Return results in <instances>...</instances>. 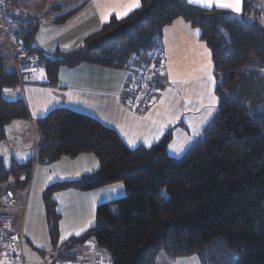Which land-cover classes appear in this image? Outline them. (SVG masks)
I'll list each match as a JSON object with an SVG mask.
<instances>
[{
  "label": "trees",
  "instance_id": "trees-1",
  "mask_svg": "<svg viewBox=\"0 0 264 264\" xmlns=\"http://www.w3.org/2000/svg\"><path fill=\"white\" fill-rule=\"evenodd\" d=\"M177 17L200 30L210 50L217 97L200 136L179 157L166 152L170 132L151 145L129 147L97 119L55 107L35 120L34 157L0 166V181L11 175L23 177L25 184L34 162L48 164L80 153L97 158V171L52 182L43 190L54 242L59 220L54 192L122 183L125 194L98 204L94 224L64 242L51 264L73 260L72 246L86 242L106 252L109 264H155L160 255L169 261L195 255L200 264H264L262 0H243L238 14L186 0H140V7L125 17H112L87 35L83 47L52 57L41 54L46 80L56 82L60 64L122 67L134 52L150 50L162 28ZM26 30L32 37L34 26L27 24ZM18 34L26 38L24 32ZM162 78L160 74L152 82L162 86ZM16 83L0 53V135L11 120L28 117L23 98L2 95Z\"/></svg>",
  "mask_w": 264,
  "mask_h": 264
},
{
  "label": "crops",
  "instance_id": "crops-1",
  "mask_svg": "<svg viewBox=\"0 0 264 264\" xmlns=\"http://www.w3.org/2000/svg\"><path fill=\"white\" fill-rule=\"evenodd\" d=\"M132 2L6 0V15L16 24L14 36L19 37L23 44L27 39L28 49L40 54L41 65L22 75L24 85L21 92L15 90L16 84L2 91L5 99L23 98L28 117L15 118L5 125L0 135L1 167L8 168L12 162L22 163L34 157L37 139L35 120L55 107L73 109L97 119L113 128L129 147L151 145L170 132L166 152L172 157H179L200 136L217 105V100L215 104L213 102V97H216L213 65L210 50L200 39V30L181 17L173 19L162 28L159 39L164 56L161 74L163 85L158 87L154 103L143 111H133L123 103L129 80L128 70L124 66H104L85 61L74 65L60 64L56 82H47L41 54L52 57L58 51L67 52L83 47L87 35L98 30L110 18H117L116 13L130 7ZM191 4L240 13L215 4L211 7L201 3ZM60 15L65 17L61 19ZM27 24L34 26L32 37L26 33ZM19 31L26 34L25 39L18 34ZM4 47L0 45V53L5 57L7 68L14 71L12 59ZM213 108L209 116V109ZM3 145L7 147L5 153ZM175 149L181 151L176 152ZM58 163H62L59 167L63 173H60L61 177L53 178L50 176V167ZM40 165L43 168L38 169ZM98 166V160L93 154L80 153L73 157L62 156L48 164L34 162L25 184L23 177L11 175L0 181L4 185V188H0V194L10 191V183L23 190L21 194L10 192L15 198V206L11 208V228H20L23 233L21 248L24 264L52 263L64 242L94 224L98 204L125 194L120 182L89 190L66 188L54 192L59 220L57 238L55 242L51 240L42 199L43 190L52 182L95 172ZM61 237L65 239L61 240ZM71 251L74 254L73 260H64L62 264H78V261H82V264H109L107 253L92 243L73 245ZM46 257L50 258L49 262ZM0 264H3L1 257ZM155 264H175V260L169 261L160 255Z\"/></svg>",
  "mask_w": 264,
  "mask_h": 264
},
{
  "label": "built area",
  "instance_id": "built-area-1",
  "mask_svg": "<svg viewBox=\"0 0 264 264\" xmlns=\"http://www.w3.org/2000/svg\"><path fill=\"white\" fill-rule=\"evenodd\" d=\"M14 20L6 15V0H0V45L12 59L17 76L15 90L23 89L22 75L40 67V54L25 47L22 40L14 36L16 31ZM164 56L162 42L154 39V45L145 53L141 50L134 52L124 63L128 70V86L125 90L123 103L133 111L140 112L154 103L158 87L152 82L154 77L162 74ZM150 78V80H147ZM15 206V198L10 191L0 194V257L3 264H24L22 255V237L20 228H11L13 214L11 208ZM82 264V261H78Z\"/></svg>",
  "mask_w": 264,
  "mask_h": 264
},
{
  "label": "snow or ice",
  "instance_id": "snow-or-ice-1",
  "mask_svg": "<svg viewBox=\"0 0 264 264\" xmlns=\"http://www.w3.org/2000/svg\"><path fill=\"white\" fill-rule=\"evenodd\" d=\"M189 3H201L204 5H207L208 7L213 6L215 4L217 7L221 8H230L234 12H240L241 11V0H188ZM140 7L139 0H133L130 7L126 8L124 11H119L116 13L117 18H122L125 15H127L128 12L132 11L135 8ZM102 19H106V17H102ZM211 79V77H210ZM7 91V90H6ZM217 98L213 97V102L215 104ZM213 109H209V116H211ZM207 120V118H206ZM129 143H134V141H129ZM147 143H150V141H147ZM176 152L181 151V149H175ZM79 175V173H77ZM91 223V222H90ZM65 239V237H61V240ZM177 264H182L181 261H177Z\"/></svg>",
  "mask_w": 264,
  "mask_h": 264
},
{
  "label": "rangeland",
  "instance_id": "rangeland-1",
  "mask_svg": "<svg viewBox=\"0 0 264 264\" xmlns=\"http://www.w3.org/2000/svg\"><path fill=\"white\" fill-rule=\"evenodd\" d=\"M262 2H264V0H262ZM19 3H22V2H19ZM10 9H12V6H11ZM2 149H3L4 153H5L6 150H7V147L5 145H3L2 146ZM61 164L62 163H58V164H55L52 167H50V172H51L50 176H53V178L54 177H61L60 176V173H63V169L61 167H59ZM41 166L42 165L37 166V168L38 169L39 168H43ZM8 187L10 188V191H13V192H15L17 194H21V192L23 191L22 188L16 187L15 185H13L11 183L8 184ZM0 188H4V185L2 183H0ZM111 207H112L111 212H115L116 211V207L114 205L111 206ZM52 254H55V252H52ZM46 260L49 262L50 258L49 257H46ZM177 261H181L182 264H200L198 262V259H197V257L195 255L190 256V257H180V258H177V259H175V264H177ZM48 264H51V262H49Z\"/></svg>",
  "mask_w": 264,
  "mask_h": 264
},
{
  "label": "water",
  "instance_id": "water-1",
  "mask_svg": "<svg viewBox=\"0 0 264 264\" xmlns=\"http://www.w3.org/2000/svg\"><path fill=\"white\" fill-rule=\"evenodd\" d=\"M148 79H150V78H148Z\"/></svg>",
  "mask_w": 264,
  "mask_h": 264
}]
</instances>
